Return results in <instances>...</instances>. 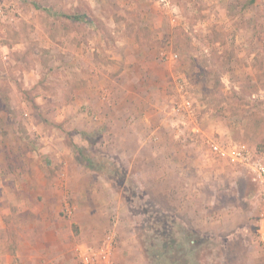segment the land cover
Returning <instances> with one entry per match:
<instances>
[{"label":"rangeland","instance_id":"obj_1","mask_svg":"<svg viewBox=\"0 0 264 264\" xmlns=\"http://www.w3.org/2000/svg\"><path fill=\"white\" fill-rule=\"evenodd\" d=\"M169 1L0 0V264H264V0Z\"/></svg>","mask_w":264,"mask_h":264},{"label":"built area","instance_id":"obj_2","mask_svg":"<svg viewBox=\"0 0 264 264\" xmlns=\"http://www.w3.org/2000/svg\"><path fill=\"white\" fill-rule=\"evenodd\" d=\"M163 7H168L169 0H159ZM2 13L0 11V18ZM213 151L217 150V144L212 143ZM222 154V153H221ZM229 161L241 166L249 174L251 181L258 187L259 195L264 198V154L257 153L242 145H233L227 154ZM69 216L70 211L66 210ZM264 235H262V238ZM118 236L116 232L109 229L101 243L95 247L90 248L76 256L79 264H113V254L116 248Z\"/></svg>","mask_w":264,"mask_h":264},{"label":"crops","instance_id":"obj_3","mask_svg":"<svg viewBox=\"0 0 264 264\" xmlns=\"http://www.w3.org/2000/svg\"><path fill=\"white\" fill-rule=\"evenodd\" d=\"M73 105L75 104V105H80V104H78V101H76V100H74L73 102ZM60 206V202H57V206ZM54 204H53V208H54ZM58 206V207H59ZM38 222L40 223V226L42 227V229L43 230H47L46 228H48V229H50L51 227H52V229L53 228H55V230H57V226H60V225H62L63 226V222H62V220L61 219H53L52 221H50V222H40V218L38 219ZM58 234V233H57ZM58 238L57 237H55V241H56V244H57V242H58ZM54 241V242H55ZM119 245L120 246H122V242L119 240V238L117 239V244H116V248H115V250H114V254H113V260H114V257H115V262H116V257L118 256V254L119 253H121V255H123L124 254V249H120L119 248ZM56 247H57V245H55ZM90 247V246H89ZM97 247V246H96ZM60 250V248H57V251H59ZM125 254L126 255H128V256H130V252H127V250H125ZM57 264V263H56ZM115 264H117V263H115Z\"/></svg>","mask_w":264,"mask_h":264},{"label":"trees","instance_id":"obj_4","mask_svg":"<svg viewBox=\"0 0 264 264\" xmlns=\"http://www.w3.org/2000/svg\"><path fill=\"white\" fill-rule=\"evenodd\" d=\"M73 19H76V20H79V18H77V17H72ZM198 242L197 241H194L193 242V245H195V244H197Z\"/></svg>","mask_w":264,"mask_h":264}]
</instances>
